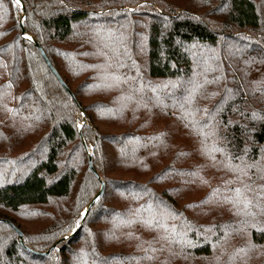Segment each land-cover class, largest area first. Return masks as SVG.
Instances as JSON below:
<instances>
[{
	"label": "trees",
	"instance_id": "trees-1",
	"mask_svg": "<svg viewBox=\"0 0 264 264\" xmlns=\"http://www.w3.org/2000/svg\"><path fill=\"white\" fill-rule=\"evenodd\" d=\"M146 1L160 11L134 38L130 12L119 15L134 0H0V170L22 172L0 178V264H264V230L244 227L251 217L216 203L232 195L224 165L264 154V106L252 112L237 81L238 92L222 90L207 111L194 102L202 87L186 100L192 82L208 79L218 30L264 29V10L255 0H220L223 17L214 22L168 13L167 0ZM260 44L252 51L264 70L262 37ZM23 138L13 153L11 143ZM161 201L178 218L164 219ZM173 226L175 240L162 239Z\"/></svg>",
	"mask_w": 264,
	"mask_h": 264
},
{
	"label": "rangeland",
	"instance_id": "rangeland-1",
	"mask_svg": "<svg viewBox=\"0 0 264 264\" xmlns=\"http://www.w3.org/2000/svg\"><path fill=\"white\" fill-rule=\"evenodd\" d=\"M169 2H165L169 8H167V12H174V15H182L185 13L190 18L200 19L202 21H220L223 17V13L220 9V0H167ZM258 4V8L264 10V0H255ZM120 4V2H117ZM132 5L126 4V6L119 8L121 15L122 11L130 12V21H134L137 23L135 27L134 38L139 35L144 36L145 30L147 27V22L150 21L148 16H152V12L154 10L160 11V9L152 5L146 0H134L131 2ZM155 8V9H154ZM108 10V9H107ZM113 10H117L116 8ZM153 10V11H152ZM109 13V12H108ZM113 15V12H111ZM110 13V14H111ZM135 14V15H134ZM139 22L141 25H145L144 28L139 26ZM127 29V28H126ZM129 30V25L128 29ZM220 32V45L219 49L213 50L214 53L213 60H208L207 74L208 79H205L202 85V89L198 90L197 93L204 91L205 93L198 95L200 98L196 99L195 104H199V107L205 110H209L213 102L216 101L215 97L218 94H221L222 90L226 95H233V93H237L238 91L234 89H238L236 86V81L239 83L240 88L243 91L242 100L246 101L247 105H249L252 112L259 111V106H264V70L260 66L259 61L256 64L255 52L252 50L257 49V47L261 46L260 38L264 39V29H221L218 30ZM242 36V37H240ZM238 39H241V44L236 43ZM259 49V48H258ZM261 51V54L264 53V48ZM231 76V79L229 77ZM207 76V75H206ZM241 80L243 82L244 87L241 84ZM246 81H248V86L252 87L253 90L250 92L252 94V100L247 96V92L245 88ZM160 82L161 86L168 85L169 82ZM248 90V89H247ZM187 100V99H186ZM193 102V101H192ZM193 106V105H192ZM255 106V107H252ZM190 108H188V112H190ZM261 115H264V107L261 109ZM82 113H79L77 123L78 127L82 126L80 122V117ZM83 117V116H82ZM28 139L23 138V140L18 141L17 143L13 141L11 143V148L13 153L21 152V149H24V145ZM93 145H88V151L91 155ZM261 157L259 158V160ZM108 167V165L106 164ZM109 170L110 167L108 168ZM213 174V178H214ZM218 176V175H216ZM215 176V177H216ZM21 178L22 172L21 169L7 168L5 166L4 169L0 170V178ZM72 199V198H71ZM71 199L58 202L54 204L56 208H63L71 202ZM44 209V208H42ZM52 208H50L51 210ZM86 210V209H85ZM85 210L81 211V215H84ZM6 213L14 217L16 219L19 218L14 212L6 211Z\"/></svg>",
	"mask_w": 264,
	"mask_h": 264
},
{
	"label": "snow or ice",
	"instance_id": "snow-or-ice-1",
	"mask_svg": "<svg viewBox=\"0 0 264 264\" xmlns=\"http://www.w3.org/2000/svg\"><path fill=\"white\" fill-rule=\"evenodd\" d=\"M14 4L19 6L21 4V0H14ZM116 80L119 81V77H116ZM192 83H193L192 90L189 96L187 97V102L189 103L194 101L195 99L194 93L199 88L202 87V85L198 83H195V82H192ZM165 87H167V85H165ZM152 90L154 92L156 91L155 88H153ZM181 107H183V105H181ZM190 116H191V113L186 112L184 118H188ZM198 134L201 136H204L205 138L208 135L202 130H200ZM212 135H216L215 130L212 131ZM216 150L221 151V152L223 151L222 149H216ZM224 166L229 172L233 173V178L225 182L229 186L228 191H230L232 195L224 196L216 200V203L220 205L229 204L232 206V209H235L236 215H243L245 217H251V220L242 221L244 227L257 228L258 231L264 230V221L257 219V217H264V154H262L261 159L259 161H254L251 164L244 163L242 161L241 165L233 166L229 160V162L226 163ZM253 177H255V179ZM219 192L220 190L218 188L215 189L213 192V196L214 197L217 196ZM160 205H163L162 201L159 202L157 206L159 207ZM192 206L193 205H189V207H192ZM196 207H199V205H196ZM160 215L164 219L178 218L175 210L168 208L167 205H163ZM129 223H131V221H129ZM141 223L145 228L149 230L154 229V227H159V228L164 229L165 232H168L167 225L165 223H161L158 220H144V221H141ZM258 225H261V226L258 227ZM244 227L240 228L239 231L243 232ZM72 230L74 231L75 229H72ZM189 230H191V226H189ZM205 231H212V229L211 228L205 229ZM169 236H171L172 240H175L176 232H175L174 226L172 228V232L169 233L168 236H163L161 238L165 240H169ZM109 238H113V237L110 236ZM179 242L183 243L185 246L191 245V241L189 240H181ZM81 252H82V256L86 255V253H83V250H81ZM84 264H87V262L85 261Z\"/></svg>",
	"mask_w": 264,
	"mask_h": 264
},
{
	"label": "water",
	"instance_id": "water-1",
	"mask_svg": "<svg viewBox=\"0 0 264 264\" xmlns=\"http://www.w3.org/2000/svg\"><path fill=\"white\" fill-rule=\"evenodd\" d=\"M20 26L22 28V32H24L23 30V26H22V23H20ZM35 45L38 47L39 51H40V54L41 56L43 57V59L45 60L47 66L51 69L52 73L56 76V78L60 81L61 85L65 88V90L67 91V93L72 97L74 98V95L71 93L70 89L67 87V85L65 84V82L63 81V79L60 77V75L58 74V72L56 71V69L51 65L50 61L48 60V58L46 57L44 51L39 47L38 43L36 42ZM88 163H89V168L91 171L94 172V174L96 176L97 173L94 171V168L92 166V163H91V159L89 158L88 160ZM103 190H104V184L101 183V187L99 189V191L97 192V194L95 195L94 199L91 201V204L95 201V199L100 196L102 193H103ZM90 205L86 208L85 212H84V215L87 213L88 209H89ZM17 234L19 235V241L20 243H22V238H21V232L19 230H17ZM55 247V245L51 246L48 250L44 251V252H34V254L36 255H40V256H46L53 248Z\"/></svg>",
	"mask_w": 264,
	"mask_h": 264
}]
</instances>
